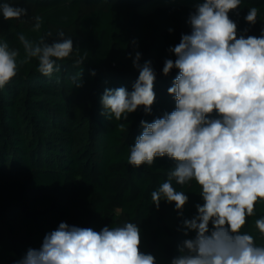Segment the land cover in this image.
Listing matches in <instances>:
<instances>
[{"label": "trees", "instance_id": "16d2710c", "mask_svg": "<svg viewBox=\"0 0 264 264\" xmlns=\"http://www.w3.org/2000/svg\"><path fill=\"white\" fill-rule=\"evenodd\" d=\"M149 1L0 0L31 11L28 21L4 20L0 14V41L19 49L18 59L24 55L17 39L21 32L33 41L43 36L51 44L55 40L47 34L52 35L54 28L70 30L66 38L74 45L71 57L57 61L59 71L51 77L37 71L38 60L33 58L18 65L17 75L0 89V264H16L29 248L39 249L45 235L61 222L95 231L136 223L140 250L152 254L156 264H170L179 254L177 245L195 236L194 232L184 236L182 222L197 214L196 204H203L197 182L183 186L172 182L189 197L183 216L174 202L162 200L157 210L151 193L166 181L175 161L157 157L152 166L134 167L128 156L143 131L141 120L151 123L175 110L168 88L178 69L168 75L162 69L166 59L175 60L169 48L180 42L182 34H190L189 14L203 0L140 11ZM251 7L259 9L255 25L245 20ZM36 16L43 20L39 32L32 30ZM229 17L237 23L238 33L247 28L246 36L259 37L264 0H242ZM77 51L81 56L87 53L82 65L75 64ZM137 51L141 65L152 62L156 98L151 113L140 106L127 114V120L116 121L103 108L101 97L106 88L133 90L139 76L133 66ZM77 72L80 87L71 79ZM120 123L125 131L117 127ZM261 216L264 203L256 205L255 216L242 228L258 245H264V239L254 222Z\"/></svg>", "mask_w": 264, "mask_h": 264}, {"label": "clouds", "instance_id": "9594fccd", "mask_svg": "<svg viewBox=\"0 0 264 264\" xmlns=\"http://www.w3.org/2000/svg\"><path fill=\"white\" fill-rule=\"evenodd\" d=\"M241 2L195 4L187 21L190 34H182L180 42L169 48L176 58L166 59L162 69L164 75L178 69L168 88L175 110L151 123L141 120L143 131L130 148L128 164L134 167L152 166L157 157L175 161L166 181L151 193L157 210L162 200L174 202L183 216L189 197L177 191L173 181L183 186L195 180L201 188L203 204H196L197 214L182 222L184 236L190 232L195 236L177 245L179 254L170 264H264V245L242 231L247 219L255 216L256 205L264 203V29L259 37L246 36L247 28L238 33L229 12ZM27 11L7 2L0 4L4 20H19ZM258 14L259 9L251 7L245 20L255 25ZM34 19L32 30L39 32L42 17ZM58 36L59 41L49 44L43 36L33 41L19 33L22 59H18L19 49L0 41V89L17 75L18 65L33 58L44 76L59 71L57 61L70 58L74 45L62 31ZM86 59L87 53L81 56L77 51L75 64L82 65ZM140 59L137 51L133 66L139 76L131 92L125 87L106 88L101 97L103 108L116 121L127 120V114L140 106L151 113L156 73L150 60L141 65ZM80 78L81 72L71 77L74 86H82ZM117 127L126 129L124 123ZM254 225L264 239V216ZM140 245L136 223L95 231L61 222L45 235L39 249L29 248L16 264H156V258L142 252Z\"/></svg>", "mask_w": 264, "mask_h": 264}, {"label": "rangeland", "instance_id": "374dc122", "mask_svg": "<svg viewBox=\"0 0 264 264\" xmlns=\"http://www.w3.org/2000/svg\"><path fill=\"white\" fill-rule=\"evenodd\" d=\"M182 2H185V0H151L148 3L140 6L139 8H140V11L146 13V12H149V11L153 10L155 7H157L159 5L177 4V3H182ZM18 7H24V8H26L28 10L27 14L25 16L21 17V19L28 21L29 18H31V11L26 6L18 5ZM61 31L65 34V38L68 36V34L70 32V30L54 28L53 31H52V35L51 36H52V39L55 40V42L60 40V37L58 36V33L61 32Z\"/></svg>", "mask_w": 264, "mask_h": 264}]
</instances>
